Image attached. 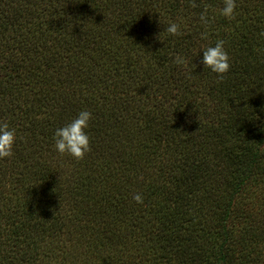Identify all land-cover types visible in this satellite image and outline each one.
Listing matches in <instances>:
<instances>
[{
    "label": "trees",
    "instance_id": "1",
    "mask_svg": "<svg viewBox=\"0 0 264 264\" xmlns=\"http://www.w3.org/2000/svg\"><path fill=\"white\" fill-rule=\"evenodd\" d=\"M222 7L0 0V264H264V0ZM81 109L76 159L53 133Z\"/></svg>",
    "mask_w": 264,
    "mask_h": 264
},
{
    "label": "clouds",
    "instance_id": "2",
    "mask_svg": "<svg viewBox=\"0 0 264 264\" xmlns=\"http://www.w3.org/2000/svg\"><path fill=\"white\" fill-rule=\"evenodd\" d=\"M236 7V0H223V7L220 9V15L231 18ZM199 19L206 21L205 13H201ZM165 31L171 35L178 34V25L175 22L168 24ZM206 35V34H202ZM264 35V33H262ZM224 40H217L214 44L203 48L201 52V63L211 72L222 76L229 69V56L224 48ZM177 64H183L182 57L174 58ZM92 118L90 111L81 109L76 116L64 125L56 128L53 133L54 148L57 153L72 156L81 159L89 150V136L86 129ZM16 140L15 130L7 122H0V158L10 157L12 155L13 145ZM133 199L140 202L139 194L133 196Z\"/></svg>",
    "mask_w": 264,
    "mask_h": 264
}]
</instances>
